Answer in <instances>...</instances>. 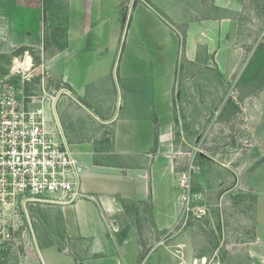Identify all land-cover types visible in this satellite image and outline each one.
<instances>
[{
	"label": "rangeland",
	"instance_id": "1",
	"mask_svg": "<svg viewBox=\"0 0 264 264\" xmlns=\"http://www.w3.org/2000/svg\"><path fill=\"white\" fill-rule=\"evenodd\" d=\"M152 1L96 0L103 10L122 6L123 10L119 12L121 23L107 29L104 63L90 68L89 77L93 73L95 78L107 80L114 70L120 92L128 88L134 91L144 84L155 86L157 95L171 82V92L165 89L163 98L168 111L166 125L171 128L179 177L182 173L188 176L184 177L185 185L181 178L178 180L179 220L172 231L166 232L163 243L173 248L184 244L192 254L189 264L196 262L192 257H204V264H213L214 260L218 264H264V0H239L241 9L239 4L227 3L229 9L221 15L230 19V26L229 21L222 26H216L220 24L213 20L204 23L197 29L201 34L196 40L185 23L179 26L173 20L190 18L195 8H201V0ZM59 2L0 0V79L10 73L15 58L22 64L28 54L31 66L22 64L15 82L21 83L28 75V90L37 93L41 71H45L48 88L57 92L54 107L67 140L81 142L89 149L113 148L115 124L104 128L92 122L94 117L84 108L86 101L78 95L83 77L75 82L74 76L63 73V68L80 70L77 63L81 61L51 57L62 46L58 17H46L45 13L40 17V42L35 46L16 40L31 35L35 11L41 13L45 6L57 10ZM15 3L18 19L11 23V18H16ZM123 16L127 19L124 28ZM30 38L34 41V36ZM22 47L28 49L22 51ZM186 53L191 57L195 53L194 58H187ZM68 78L75 88L64 86ZM98 83L88 82L87 87L92 91L102 87L107 95L112 83L109 87L108 81ZM116 100L115 96L101 102L113 107ZM116 103L117 121L128 115V110L134 113L142 106L127 92L121 109ZM33 208L31 204H18L0 218V264L82 263L86 253L76 249L75 239L61 237L64 241H60L51 235ZM41 209L37 208V213L41 214ZM53 211L46 208L50 218ZM143 212L130 222L140 228L152 224L149 211ZM68 213L72 214L71 210ZM58 224L56 221V227ZM99 242L104 247L100 264H114L109 257H117L119 252L112 238L104 232ZM156 243L140 264H176L181 260L160 252L163 244L153 249Z\"/></svg>",
	"mask_w": 264,
	"mask_h": 264
},
{
	"label": "crops",
	"instance_id": "2",
	"mask_svg": "<svg viewBox=\"0 0 264 264\" xmlns=\"http://www.w3.org/2000/svg\"><path fill=\"white\" fill-rule=\"evenodd\" d=\"M59 1L57 10L52 8L49 10L45 6V10L42 9L41 13L39 10L35 11L34 24L29 30L31 31L30 36H34V41L27 34L16 40L19 43L24 42L35 46L37 41L40 42V17L43 18L44 13L46 17H58L56 26L62 46L51 57L52 59L57 57L60 60H74V62L81 61V64L77 63L81 67L80 70L75 69L73 72L63 68V73L74 76L75 82L79 81L77 77H83V85L78 95L86 101L84 108L94 117L92 122L104 128L115 124L116 133L112 138L113 148L110 147L107 150H95L92 147L89 149L81 142L72 141L81 166L80 185L85 197L67 205H34L33 209L51 235L60 241H64L61 237L75 239L76 249L81 253L83 251L86 253L81 259L82 263L79 264H90V262L100 264L104 255V247L99 242V237L104 232L112 238L119 252L117 257H109L115 262L114 264H140L143 255L152 249L151 247L158 240L157 237L161 235L159 239L164 240V235L172 231L179 220L177 177L180 172L174 163L172 132L171 128L166 125L165 117L168 111L163 103L165 89L171 92V86H169L171 82L169 81L166 87L162 86L160 95H157L155 86L144 84H139L137 90L133 91L132 88H128L127 91L121 89L120 92L116 85L118 76L114 74V70L111 75L109 74L110 77L107 75V80L95 78L93 73L89 77L90 68L100 67L104 63L108 44L107 29L121 23L119 12L123 10V6L116 10L107 8L103 10L97 4L99 0L97 2L95 0L96 4L93 0ZM149 1L154 3L152 0ZM231 1L239 4L240 9L242 8L239 0H213V5H211V0H201V8H195L190 18L172 20L179 26L185 23L192 39L196 40L197 34H201L197 29L203 27L204 23L213 20L216 23L219 22L220 25L216 26H222L229 21L227 23L230 26V19H226L221 14L229 9L227 3ZM17 7L16 4V9H14L16 18H11V23L18 19ZM126 20L123 16V28ZM177 39H179L178 36ZM202 42L204 43V39ZM185 55L193 59L195 53L192 57L188 53ZM145 74L143 73V76ZM129 77L128 74L127 79ZM69 79L64 85L74 87L73 80ZM100 80L108 81L107 87L112 83L111 89H107V95L103 94L102 87H99L97 91L89 90L87 87L88 82L100 85L98 83ZM126 92L129 97L132 94L133 98L136 96L138 101L142 102V106H138L134 113L128 110L129 112H126L128 115L117 121L119 105L116 102L121 104V109ZM115 96L117 100L113 107L102 104V99H115ZM131 107L126 106L125 108L131 109ZM151 108L154 110L152 111ZM139 109L142 111L139 112ZM151 112H153L152 115H150ZM69 138L71 139L70 135ZM142 207L143 211H149L152 224L140 228V225L133 221L144 213ZM37 208H42L41 214L37 213ZM46 208L55 210L53 218L47 215ZM68 210H71L72 214H69ZM130 220L133 221L130 222ZM56 221H59L57 227ZM257 242V240L254 241V243ZM128 244L129 248L124 246ZM162 244L160 252L168 253L170 259H181L176 264H189V257L192 254L184 244H181L179 249L178 245L173 248L169 244ZM88 246L91 247L90 251ZM249 256L252 257L251 253ZM197 258L192 257L195 261ZM202 259L204 264L205 258L202 257ZM250 260L254 261L253 258ZM160 262L158 261L157 264ZM213 264H218V261L214 260Z\"/></svg>",
	"mask_w": 264,
	"mask_h": 264
},
{
	"label": "built area",
	"instance_id": "3",
	"mask_svg": "<svg viewBox=\"0 0 264 264\" xmlns=\"http://www.w3.org/2000/svg\"><path fill=\"white\" fill-rule=\"evenodd\" d=\"M26 57L31 66L28 54L22 64ZM18 61L15 58L10 73L0 79V218L18 204L67 205L86 196L78 157L56 115L57 92L48 88L44 70L37 93L28 90V75L15 82L22 66ZM179 176L185 185L188 175Z\"/></svg>",
	"mask_w": 264,
	"mask_h": 264
},
{
	"label": "water",
	"instance_id": "4",
	"mask_svg": "<svg viewBox=\"0 0 264 264\" xmlns=\"http://www.w3.org/2000/svg\"><path fill=\"white\" fill-rule=\"evenodd\" d=\"M78 168L80 169L81 166L79 165ZM195 264H203V259H202V257H198L197 260H196V262H195Z\"/></svg>",
	"mask_w": 264,
	"mask_h": 264
},
{
	"label": "bare ground",
	"instance_id": "5",
	"mask_svg": "<svg viewBox=\"0 0 264 264\" xmlns=\"http://www.w3.org/2000/svg\"><path fill=\"white\" fill-rule=\"evenodd\" d=\"M28 64H30V59H29V57L26 58V61H25V63H24L23 65H28Z\"/></svg>",
	"mask_w": 264,
	"mask_h": 264
},
{
	"label": "trees",
	"instance_id": "6",
	"mask_svg": "<svg viewBox=\"0 0 264 264\" xmlns=\"http://www.w3.org/2000/svg\"><path fill=\"white\" fill-rule=\"evenodd\" d=\"M24 49H28L27 47H22L21 50L23 51ZM65 86V85H64Z\"/></svg>",
	"mask_w": 264,
	"mask_h": 264
}]
</instances>
